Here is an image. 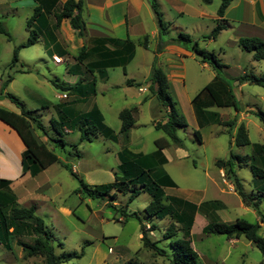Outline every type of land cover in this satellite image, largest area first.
<instances>
[{"label":"rangeland","instance_id":"rangeland-1","mask_svg":"<svg viewBox=\"0 0 264 264\" xmlns=\"http://www.w3.org/2000/svg\"><path fill=\"white\" fill-rule=\"evenodd\" d=\"M219 3L220 0H211L208 6L218 8ZM26 11L23 9L18 16L14 17L9 15L12 22H9V28L4 23L12 37L11 40H7L5 35L0 34V86L7 76H12V79L4 86L3 92H9L16 96L27 109L36 110L32 115L40 119L46 130L43 132L31 123L36 140L44 142L53 149L59 161L70 164L73 172L82 179L83 183L92 186L112 182L117 172L119 162L117 152L122 145L121 141L114 142L99 133L91 132H88L87 137L81 140L78 131H68L63 136L65 141L63 148L55 146L51 140V138H57L55 132L50 129L49 122L50 118L57 117L54 106L63 103L68 97L59 98V95L66 94V92L55 87L50 80L56 79L57 83L66 84L71 75L65 72V64H54L50 53H45L42 43L20 48L17 53V60L13 64V49L23 42L25 21H27L25 19ZM2 18L5 21V18ZM179 32L189 34L184 31ZM174 36H177V33ZM190 37L193 38L191 34ZM197 42L200 49L213 52L216 56L218 47L221 46L219 44H223L221 38L216 43L208 40V38H201ZM188 47L191 49L190 46ZM224 49L227 50L225 54L227 58H218L222 63L229 61L232 62L230 64H238L244 71L255 76L264 75L263 64L258 65L261 62L254 61L251 53L239 48L237 58L235 49L226 47ZM151 56L150 51L142 48L137 49L136 57L127 66V73L139 74L143 72L145 65L142 63ZM155 60L153 57L151 63L161 68ZM184 61L186 64L185 90L190 97L191 94H194V84L197 88L196 91L199 90L206 82L207 76L204 71L198 68L196 60L186 57ZM63 62L65 61L62 59ZM108 74L110 77L108 84L104 85L102 81H99L96 95H92L84 103L74 104V108L77 112H82L90 109L94 104L97 105L104 117V122L117 132L120 128L119 111L136 106L138 114L135 125L129 130L128 145L131 148L150 153L156 148L154 140L166 137L162 131L153 127V121L164 120L163 112L158 111L159 105L156 97L151 95L149 91L141 92L142 89L139 86L127 87L124 81L128 76L124 75L121 67L108 69ZM193 75H196V78L194 84H191V76ZM232 76V74L226 75L230 81H232ZM134 77L139 78V75ZM232 86L238 111L233 107L213 108V110L218 111L223 121L234 118L238 120L246 107H251L254 112H264V86L247 83L239 88L234 82H232ZM169 94L176 110L184 116L188 126L184 130H177V135L182 140L180 147L170 145L165 149V156L168 161L164 165V170L177 184L175 188H167L166 194L175 195L188 201H203L208 206L215 205L210 204L214 202L213 199H216V202L223 200L226 204L225 209L221 210L223 214L220 215L223 221L244 218L249 222H258L257 212L252 207L242 204L239 196L234 193L233 185L228 181L229 179L223 176L222 178H225L228 183H222V178L214 161L220 158H228L230 152L250 156L254 143L264 144L263 122L252 111L237 121L235 126L229 124L205 126L199 129L202 137V142L199 144L192 133L195 122L188 103L184 102L185 98L181 96L180 99L183 102L180 107L176 104L175 97L171 93ZM1 99H3V106L15 107L8 98L2 96ZM143 99L146 100L143 101ZM241 122L247 130L249 143L238 146L234 139L237 131L236 126ZM6 127L7 125L0 122L2 134L10 131ZM12 133L10 132V134ZM73 144H77L76 148L72 147ZM68 151L72 153L76 151L79 153V157L74 154L69 155ZM8 153L5 157L10 156ZM10 153L12 154V152ZM0 157L3 156L0 154ZM14 157L15 164H18L19 160L15 154ZM250 162L251 160L248 159L247 163L237 170V176L242 181L243 188L247 193H255L259 183L255 184L250 171ZM1 172L11 174L10 167L4 171L0 166V177H3ZM20 181L14 182V190L17 191L19 184H21V188L32 194H43L48 197V199L36 201L38 207L36 215L41 217L52 231L55 253L59 255L62 252H79L81 248L83 249L81 257L72 258L61 264L169 263V259L165 256L155 254L152 250L142 246L138 222L134 218H128L123 222L124 217L118 211L125 209L129 213L137 212L145 221L143 219L145 217L144 208L150 201L147 192L140 190L131 202H127L129 192L125 194L116 192L114 199L87 198L77 191L81 188L78 179L64 169L60 162L51 164L40 175L31 176L27 174ZM66 209L70 211L68 212ZM259 211L264 215V198L259 204ZM224 215L229 219H225ZM164 218L162 220L154 219L145 226L146 229H150L151 225H156L155 228L149 230L148 235L152 240H158L157 245L164 248L169 254L171 251L169 242L174 240L176 236L163 238L166 227L172 221L168 216ZM212 218H216V216L212 215ZM206 222H208L207 217L201 213H196L190 235L193 249L198 254L200 264H264V254L244 237L228 240L227 237L220 234H202L201 229ZM174 224L177 226L176 222ZM176 233L180 235V232L176 231ZM258 234L264 237L263 224H261ZM0 264H43V261L38 256L24 258L22 248L14 243L11 249L0 244Z\"/></svg>","mask_w":264,"mask_h":264},{"label":"trees","instance_id":"trees-1","mask_svg":"<svg viewBox=\"0 0 264 264\" xmlns=\"http://www.w3.org/2000/svg\"><path fill=\"white\" fill-rule=\"evenodd\" d=\"M38 2L33 9L31 16L26 21L28 29V37L25 43L13 49V64L17 60V52L20 48L32 45L36 42L38 31L32 27V23L42 12L52 13L55 18L54 28H58L60 21L67 18L71 27L81 36L84 31V22L81 16L83 0H66L59 8L56 7L58 0H35ZM150 7L156 17L158 24V33L160 36L167 34V23L163 20L159 11L156 0H148ZM204 3H210L211 0H203ZM231 0H220L216 14L219 17L215 26L208 35L203 38L214 39L217 34L225 28V23L221 21V17ZM43 15V14H42ZM0 34L6 36L8 40L11 35L5 28L4 23L0 20ZM98 42H106L112 44L115 49L103 54L102 61L85 64L86 71L90 74L96 73L100 79L106 78V68L122 67L125 73L126 64L134 55V44L128 39L119 43L117 39L105 38L99 39ZM169 42L180 45L190 46L195 57L206 62L214 71L212 79L197 93L191 100L200 125L208 122L205 117V109L211 106L216 107H233L238 110L237 101L233 94L230 80L226 77L224 65L213 52H207L198 47V42L193 40L186 33H177L176 37L169 39ZM143 45L147 46V36L145 35ZM241 49L252 52L254 60L264 59V41L257 37H242L238 40ZM162 48L161 43L157 46L156 51ZM87 53L86 48L82 47L78 55L75 57L78 63L82 62L83 55ZM70 69H68L69 71ZM74 74V73H73ZM12 79V76L2 82L1 90ZM238 82L247 81L257 85L264 86V75L255 76L252 73L244 72L236 78H232ZM50 82L60 90L66 92L68 99L63 103L54 106L57 114L56 118H50V129L53 130L57 138H51L55 146L64 147L65 141L63 136L68 131H78L80 138L87 137L88 132L99 133L105 138L114 142L121 141L122 145L117 152L118 165L117 172L112 182L101 183L98 185H87L83 183L72 170L70 164L59 161L58 156L53 149L49 148L44 142H38L34 136L31 123L38 129L46 132L40 119L32 115L36 110L27 109L23 102L9 92L1 91L2 96L9 99L11 103L18 109L14 112L0 106V122L12 129L20 138L24 148L21 151L20 162L22 172H29L34 176L47 168L54 162H60L61 166L66 169L74 178L80 182L78 192L83 196L91 199H114L117 193H127L129 196L127 202H131L140 190L147 192L150 201L144 208L145 217L137 212H127L118 210L124 217V221L128 218H134L139 224L140 241L144 248L150 249L153 253L165 256L169 259L168 264H200L198 255L191 246L190 229L193 222V214L196 209L195 205L175 196L166 195L163 191L164 186L173 187L175 182L162 169L161 165L165 162L162 149L169 146L170 143L180 146L182 140L177 135V130L186 127L184 116L179 113L172 98L169 94V84L163 70L151 65L148 91L156 97L159 105V112H163L164 120H157L153 126L157 130H161L168 138H157L154 140L156 150L149 154L135 153L128 148L129 130L135 122L136 108H124L119 111L118 118L120 120V128L115 132L105 122L99 108L94 104L90 109L77 112L74 104L82 103L85 99L95 94V80L91 79L87 82L78 80L73 85L57 83L56 79ZM126 84H132V80L126 79ZM139 86V83L136 84ZM264 124V112H254ZM211 121L219 124H229L234 126L235 120H220L217 113L209 112ZM194 137L199 141L198 131H194ZM234 142L238 146L247 145L249 139L243 124L238 125ZM77 144L72 147L76 148ZM69 155L74 154L79 157L76 151L67 152ZM251 160L250 171L258 184L255 193H247L242 181L237 176V170L243 164L245 165ZM217 168L223 170L224 176L228 178L233 185L234 192L239 196L241 202L252 207L258 214V222H249L244 218H236L230 222H224L211 219L202 229V234H220L228 239H238L244 237L251 242L264 254V237L258 234L261 224L264 226V215L259 211V204L264 198V144L254 143L250 156L238 155L230 152L226 159H216L214 162ZM11 180L0 177V244L7 249H11L13 241L23 250L24 258L41 257L43 264H61L68 262L72 258H79L83 255V249L79 252H62L57 255L54 248V237L52 231L46 226L43 219L36 215V205L34 203L28 206H20L13 192L10 189ZM170 217L171 223L166 227L163 238H176L169 242L171 249L167 254L165 249L157 245L158 240H152L148 235L150 229L155 228L151 225L150 229H146L145 222L152 219L161 220L164 217ZM177 223V226L174 224ZM176 231L180 232L177 235ZM28 237L30 241L23 240Z\"/></svg>","mask_w":264,"mask_h":264},{"label":"crops","instance_id":"crops-1","mask_svg":"<svg viewBox=\"0 0 264 264\" xmlns=\"http://www.w3.org/2000/svg\"><path fill=\"white\" fill-rule=\"evenodd\" d=\"M65 1L66 0H58L56 3V7L59 8ZM156 2L158 4V8L159 11L161 12L163 20L168 25L167 34H165L164 36H160L158 33L157 20L150 7L148 0H83L81 16L84 22V31L81 36H78L76 34V31L71 27L69 20L67 18H63L60 21L58 28L55 29L54 28L55 18L53 14L42 12L43 15L41 14L37 18V21L32 23V27H34V29L38 31V37L34 44L42 43L45 53L47 54L50 53L52 60H53V56L59 57L61 59L60 62H55L53 60L54 64L66 65L65 72L68 75H71L69 82H66V84L73 85L78 80H84V82H87L91 79H94L95 94L93 96L96 95V90L98 89L97 84L99 81H102L104 85L108 84L107 82L110 80L108 69L112 67L106 68V78L100 79L96 73L93 74L88 73L84 65L96 61H102L103 54H106L111 50L115 49V47L110 43L98 42L99 39L112 38V39H117L119 43H122V41L128 39L134 44L135 47L134 55L132 59L126 64L125 71L127 69V66L136 57L137 49L142 48L143 50L150 51L152 56L148 60L145 59L142 63L145 65L143 72H140L139 74L138 73L129 74V72L127 73L128 70L125 73L123 72L124 75L128 76V78L126 79L132 80V84L127 85L126 80L124 81V84L130 88L133 87V85L137 86L136 84L139 83V88L142 89L141 92H147L149 73L152 65L151 60L154 57L156 59L155 62L157 63V65L160 66L163 72L165 73V76L169 84V93H171L175 97L176 104H178L181 107L183 101L188 103L195 122V127L192 128V133H194V131H198L200 136V140L198 142L199 144H201L202 137L199 132V129H202L203 127L208 125L219 124L217 122L211 121L209 112L217 113L219 119L222 120L218 111L213 110V108H224V107L211 106L206 108L204 113L208 122L205 123L204 125H200L195 110L193 108V105L191 103V100L212 79V77L214 76V71L209 66L208 63L199 61L195 57L193 51L188 46L171 43L169 42V39L172 37H176L174 36L175 33H179V31H184L189 33L188 35L191 34V36H193V38L191 37L193 40L196 39L197 41H199V39L203 38V36H205L207 33L208 34L210 33L212 28L215 26L217 19H219V17L216 14L217 8L216 6H212V7L208 6L209 3H204L203 0H156ZM37 4L38 2L35 0H0V20L3 23H5V25L8 26L9 22H11L10 16L13 17L18 16L23 9L27 10L25 12L27 15L25 19L27 20V18L31 16L33 9L35 8V6H37ZM2 17L5 18V21H3ZM220 19L223 23H225L226 25L225 28H223L214 39L208 38V40L212 41L213 43L219 42L220 38L223 41V44H219L221 46L218 47L217 57L219 55L218 57L219 59H225L226 57L225 54L227 50L224 49V47L229 49H235L236 55L239 53V50L241 49V47L238 45L239 38L257 37L264 41V0H231L230 4L225 9L223 16ZM145 35L147 36L146 47L143 45ZM27 37H28V29L26 27V21H25V30L22 40L23 42H21L20 44L25 43ZM160 43L162 48L160 51H156V48ZM82 47L86 48L87 53L83 55L82 62L78 63L75 57L78 55L79 50ZM248 53L252 54V52H248ZM186 57L192 58V60H196L195 62L198 68H200L201 71H204V73H206L205 75L207 76L206 82H204L202 88H200L197 91H196L197 88L195 87L194 84L196 75L191 76V80H192L191 84H194L193 86L194 94H191L190 97L188 96V92L185 90L186 64L184 59ZM62 59L65 62L62 63ZM234 61L235 63L237 62L236 58ZM254 61L257 62L260 61L261 63H259L258 65L263 64L262 66L264 67V59L254 60ZM230 63L232 62L226 61L223 64L226 65L224 71L229 75L232 74L233 75L232 78H236L239 75L246 72L238 64H230ZM255 65L257 66L256 63ZM117 67L120 66H116V68ZM68 69L70 70L68 71ZM17 71H21V70H17ZM135 75H139V78H135L134 77ZM136 79L138 80L140 79L142 81H137ZM232 82H234L239 88L240 86L249 83L247 81L238 82L237 80L232 79L230 83L233 94H234V90H233ZM1 86H0V97H2L1 91H3V88L1 90ZM181 96L185 98L183 101H181L180 99ZM58 97L67 98L66 94L59 95ZM3 99L0 100L1 107L17 112V109L15 107L3 106L2 103ZM87 99H85L82 103L86 102ZM144 100L146 99H143V101ZM134 107L136 108V113H135V122L133 123L132 127L136 123V117L138 114V108L136 106ZM252 111L253 110L251 107H246L245 110L242 111L243 114L241 115L240 118H238V120L234 118L235 120L234 126L237 124V121L243 119V117L246 116L247 113ZM155 121H153V124ZM186 124L187 125L185 128H187L188 126L187 122ZM240 124L243 123L241 122ZM7 128L10 131H7L5 134H2V132H0L1 133L0 154L3 156L2 158L0 157V166L4 171L8 170L10 167L11 174L1 172V176L11 180L9 187L13 192L17 203L20 206H28L29 204L34 203L36 205V210H37L38 207L36 201H39V199H48V197H45V195L43 194H37V195L32 194L31 192L24 190V188H21L20 186L21 184H19V189L17 191L13 189L14 182L17 181L21 182L20 180H22L23 177H26V175L29 174V172H24V173L22 172V167L20 162L21 151L24 148L22 142L12 129H10L8 126L6 127V129ZM185 128H180V129L184 130ZM10 132H13L12 133L13 135L10 134ZM5 135H7L8 137ZM170 145H174L175 147H180L172 143L169 144V146H167L166 148L170 147ZM128 148L135 153L149 154L142 152L138 149L131 148L129 145ZM166 148L162 149V154L165 158V162L161 165L163 170H164V165H166L168 161L165 156ZM155 150L156 148L153 151ZM10 152H12V154ZM7 153L10 155L9 157H5ZM14 154L16 155L17 160H19V162H17L18 164H15ZM47 168L43 169L41 172L37 173L34 176L40 175ZM217 169L219 175L222 178L224 176L223 170L220 168ZM164 171L169 175V173L166 170ZM170 178L172 179L171 176ZM228 181L230 182V180ZM222 183L227 184L228 182L225 180V178H222ZM176 186L177 184L173 187L164 186L163 191L166 194L167 188H175ZM229 189L232 190L231 187H229ZM171 196H175V195H171ZM185 201L195 205L196 207L193 214L192 226L196 217V213H201L203 216L207 217L208 222L211 219H213L212 215L216 216L215 218L216 220L223 221V219L220 218V215L223 214L221 210L225 209L226 207V204L225 202H223V200L222 201L219 200L218 202H216L217 200L213 199L214 202L210 204H215V205L212 206H208L206 203H203V201H195V202L188 200ZM66 210L68 212L70 211L69 209ZM224 218L229 219L225 215ZM153 220L154 219L148 222L151 223V221ZM123 222H125L124 219ZM148 222H145V224H147ZM224 222H230V220ZM192 226L190 229V235H191ZM22 239L28 242L30 241L28 237H23ZM230 239H234V238H230ZM14 243L15 241H13L12 244Z\"/></svg>","mask_w":264,"mask_h":264},{"label":"built area","instance_id":"built-area-1","mask_svg":"<svg viewBox=\"0 0 264 264\" xmlns=\"http://www.w3.org/2000/svg\"><path fill=\"white\" fill-rule=\"evenodd\" d=\"M53 60H54L55 62H60V61H61V59H60L59 57H56V56H53Z\"/></svg>","mask_w":264,"mask_h":264}]
</instances>
